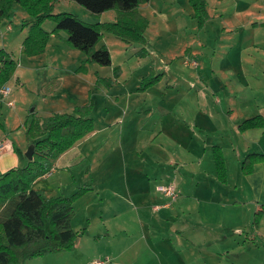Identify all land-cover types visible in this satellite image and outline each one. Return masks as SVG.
I'll list each match as a JSON object with an SVG mask.
<instances>
[{
    "label": "rangeland",
    "instance_id": "1",
    "mask_svg": "<svg viewBox=\"0 0 264 264\" xmlns=\"http://www.w3.org/2000/svg\"><path fill=\"white\" fill-rule=\"evenodd\" d=\"M192 2L149 0L140 4L142 12L150 16H153L152 12H156L157 16L155 19L150 18V23L149 18L147 19L143 42L127 41L102 29L97 44L98 47L105 45L108 48L112 55L109 65L88 61L85 52L73 48L65 38L60 37L59 34L67 36L63 30L56 35L51 34L52 39L45 43L43 52L36 55L23 52L22 42L29 27L28 24L23 25V22L30 19V15L22 3L13 1L8 4L5 11L10 20L7 17L3 20H7L8 25H13V31L4 48L17 62V66L7 81L13 104L0 105V141L7 139L11 146L4 145L2 148L0 172L13 166L22 167L28 162L25 152L32 143V138L27 136V128L34 116L43 118L57 111L69 113L75 106L86 105L90 99L95 102L90 111L95 135L84 145L90 160L94 155L95 160L103 161L104 153L105 160L121 158L120 148L127 137L126 132L125 138L123 137V120L118 121L122 116L145 118L138 127L141 130L136 138L141 146L159 128V116H164V120L167 116L170 119L172 116H182L184 119L188 116H215L219 122H228L226 112L229 108L233 110L229 116H235L234 119L243 116L239 89L232 87L235 84L248 86L247 81L253 79L251 75L254 73L251 67H261L263 59L262 51L254 52L247 44L245 47L248 56L243 52V61L238 62L240 58L236 57L238 51L233 35L238 30L243 31L244 36L254 34L258 38L256 42L262 45L264 23L258 20L254 24L247 23L250 19L264 18V0H203V8L198 10L193 7ZM51 3L52 13L69 12L86 24L116 21L113 10L93 14L73 0H51L47 6ZM234 20L237 22L234 23ZM41 26L49 31L54 28L55 21L46 18ZM1 47L0 44V49H3ZM249 62L252 64H247ZM120 67L123 71L121 77ZM239 67L242 68L241 72L238 71ZM255 77L262 80V75ZM57 78L59 80L56 81ZM60 78L65 81L61 82ZM151 81L153 83L150 84ZM54 83L57 90L46 98V94L52 92L49 88ZM251 107L256 108L254 104ZM146 108L151 110L150 115L149 111L148 115L145 113ZM128 142L124 143V147L128 157L132 154V160L134 152L141 146L131 151L134 144ZM151 149L149 147L146 152ZM141 158L148 159L151 163L146 154L142 153ZM83 166L85 168L86 164ZM157 170H160L159 164ZM73 175L75 181H66L60 177L63 184L60 189H55L56 185H52L57 184L53 175L50 179L52 188L48 190L58 189L56 195L69 196L77 187L97 182V178L93 179L97 177L96 173L90 176L82 172L81 168H75ZM126 175L136 176L129 169ZM168 184L169 182L158 185ZM157 186L156 191L160 193ZM114 201L116 202L115 199L111 200ZM101 209L99 206H91L88 211L77 208L75 230L80 231L89 225L81 242L79 241L81 247L94 244L93 236L98 232L91 228L101 225L96 221V215H99ZM263 250L260 247L257 258L263 256ZM49 256L51 255L32 257L25 264H46Z\"/></svg>",
    "mask_w": 264,
    "mask_h": 264
},
{
    "label": "crops",
    "instance_id": "2",
    "mask_svg": "<svg viewBox=\"0 0 264 264\" xmlns=\"http://www.w3.org/2000/svg\"><path fill=\"white\" fill-rule=\"evenodd\" d=\"M138 12L149 18V23L157 17L156 12H152L153 16L142 12L140 6ZM256 20L264 23V18L250 19L247 25L254 24ZM6 21H0V44L4 50L13 31V25ZM233 37L240 63L243 52L248 56L245 45L248 44L254 52L262 51L263 65L251 67L254 73L251 75L253 79L247 81L248 86L241 84L245 86L240 88V84H235L232 87L239 89L243 116L236 119L229 116L233 112L231 108L226 112L228 122H219L215 116H188L186 119L167 116L165 120L164 116H159V128L142 146L136 138L141 130L138 127L145 118L122 116L118 121L123 120V137L125 132L127 137L121 145L119 160H105V153L103 161L95 160L94 155L92 160L88 159L84 145L94 138V128L59 154L52 161L48 173L33 181L32 188L45 197H51L56 196L58 189H55L63 185L60 177L75 181V168H81L90 176L97 175L93 178H97V182L86 185L90 189L73 202L71 220L75 230L77 208L83 211H88L91 206L102 208L96 215L97 224L101 225L91 228L98 232L93 236L94 244L85 247L79 244L89 225L80 231L75 230L79 233L75 248L48 254L51 256L46 264H92V260L98 257H107L109 260L105 264H264V250L261 258L256 257L260 247L264 248V213L254 223L257 207L264 204V160L256 162L249 173H243L241 166L248 154L264 155V125L243 130L238 128L242 121L256 115L264 120V42L260 45L254 34L244 36L239 30ZM238 71L241 72L242 68L239 67ZM122 72L120 67L119 77ZM256 75H262V80ZM60 81L65 79L60 78ZM6 86L10 89L8 82ZM57 88L54 83L46 98L52 96ZM90 100L94 107L95 102ZM253 104L256 108L251 107ZM148 111L150 115L151 110L146 108L145 113ZM8 142L7 139L2 140L0 145L11 147ZM127 142L134 144L131 151L141 146L134 152L132 160V154L128 157L124 147ZM214 145L222 151L226 166L225 182H220L215 174ZM149 147L152 149L146 152ZM142 153L151 159V163L141 158ZM158 164L160 170H157ZM128 169L136 176L127 177ZM53 175L57 184L50 183ZM167 182L177 189L175 199L156 191L158 184ZM50 184L56 185L54 190H48L52 188ZM113 199L116 202H111Z\"/></svg>",
    "mask_w": 264,
    "mask_h": 264
},
{
    "label": "trees",
    "instance_id": "3",
    "mask_svg": "<svg viewBox=\"0 0 264 264\" xmlns=\"http://www.w3.org/2000/svg\"><path fill=\"white\" fill-rule=\"evenodd\" d=\"M13 1L22 3L30 15V19L23 22L29 27L21 47L23 52L30 55L43 52L48 37L58 34L60 30L66 32L68 45L85 52L88 61L99 65L111 63L108 48L105 45L96 47L102 29L127 41L145 40L143 32L148 21L139 14L138 6L149 0H73L93 14L108 10L115 12V22L90 24L69 12L52 13V3L47 6L51 0H0L1 20L9 18L5 8ZM191 1L196 10L203 8V0ZM46 18L55 21L51 31L41 26ZM16 66L13 57L0 49V87L14 74ZM92 109L93 103L90 101L86 105L75 106L71 113L32 118L27 128V136H31L34 146L32 159L22 167H12L0 174V264H25L32 257L75 248L79 233L71 225L74 215L72 204L90 187H78L69 196L45 197L32 188V183L50 171L52 161L59 154L93 131ZM263 125L262 117L256 115L242 121L238 128L243 130ZM212 153L216 177L220 182H225L226 166L221 148L214 145ZM262 160L264 155L259 153L245 156L241 165L243 173L251 172L253 165ZM263 213L264 204H260L254 214L255 224Z\"/></svg>",
    "mask_w": 264,
    "mask_h": 264
},
{
    "label": "built area",
    "instance_id": "4",
    "mask_svg": "<svg viewBox=\"0 0 264 264\" xmlns=\"http://www.w3.org/2000/svg\"><path fill=\"white\" fill-rule=\"evenodd\" d=\"M5 103L7 106H11L12 100L10 99V89L4 84L0 87V105ZM4 145H0V150L3 148ZM158 190L162 192L164 195L168 196L170 199H175L177 196L176 187L173 184L168 185H158ZM109 259H95L92 260V264H105Z\"/></svg>",
    "mask_w": 264,
    "mask_h": 264
},
{
    "label": "water",
    "instance_id": "5",
    "mask_svg": "<svg viewBox=\"0 0 264 264\" xmlns=\"http://www.w3.org/2000/svg\"><path fill=\"white\" fill-rule=\"evenodd\" d=\"M33 149H34V146L33 144H30L25 152V156L27 157L28 160H31L32 159V155H33Z\"/></svg>",
    "mask_w": 264,
    "mask_h": 264
}]
</instances>
